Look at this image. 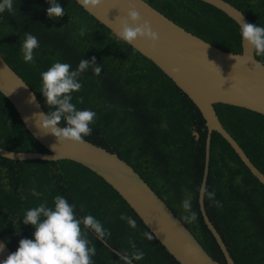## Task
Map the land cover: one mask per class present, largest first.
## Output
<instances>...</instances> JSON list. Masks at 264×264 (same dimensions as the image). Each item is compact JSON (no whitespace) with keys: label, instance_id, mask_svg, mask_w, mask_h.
Wrapping results in <instances>:
<instances>
[{"label":"trees","instance_id":"obj_1","mask_svg":"<svg viewBox=\"0 0 264 264\" xmlns=\"http://www.w3.org/2000/svg\"><path fill=\"white\" fill-rule=\"evenodd\" d=\"M144 1L211 45L234 54L241 52L239 26L214 7L199 0ZM224 1L251 24L264 27V0ZM57 2L65 14L52 20L46 16L47 0H13V11L0 13L1 57L30 87L44 112L51 109L39 91L41 73L55 62L68 63L75 70L81 59L94 57L101 73L95 75L89 68L79 78L81 90L72 94L78 110L96 113L90 125L92 134L85 140L129 164L206 253L226 264L198 205L207 135L199 110L152 62L117 40L74 0ZM82 28H86L84 35H80ZM25 33L39 41L33 63L23 61ZM255 57L264 64V57ZM77 97H83V103H78ZM214 108L224 129L264 175V116L227 105ZM0 148L46 152L1 94ZM206 185L221 206H213L204 197L205 213L234 264H264V186L215 132L210 140ZM33 188L42 195L32 196ZM186 191L192 194V210L197 214L192 223L181 219ZM57 195L74 205L77 218L91 214L111 232L107 246L88 232L87 238L97 250L93 264H122L116 251L131 253L130 242L144 253L143 259L133 264H178L156 239L148 241L142 235L149 230L141 220L88 169L71 161L19 162L0 157V238L12 253L20 239H31L34 232L21 221L25 212L42 202L51 206ZM121 214L135 219L137 228H130L120 219Z\"/></svg>","mask_w":264,"mask_h":264},{"label":"water","instance_id":"obj_2","mask_svg":"<svg viewBox=\"0 0 264 264\" xmlns=\"http://www.w3.org/2000/svg\"><path fill=\"white\" fill-rule=\"evenodd\" d=\"M88 15L116 36V22L131 4L159 35L154 48L137 40L127 44L152 62L199 110L207 129L204 170L201 184L208 177L210 140L213 132L232 148L254 178L264 186V175L250 162L237 142L224 129L214 106L227 105L264 116V64L242 44L241 52L221 50L184 30L144 0H102L95 8L82 6ZM221 11L238 26L250 21L224 0H199ZM206 58V59H205ZM210 62V63H209ZM212 63V64H211ZM260 67L257 68L256 65ZM0 94L18 114L26 131L46 152H15L0 148V157L11 161H71L83 166L109 185L141 220L149 232L178 264H220L213 260L190 231L173 214L147 183L117 154L88 141L83 144L56 143L50 134L41 132L34 114L44 112L33 91L0 55ZM35 95V94H34ZM195 136H197L195 134ZM204 198L198 195L199 210L205 226L218 245L226 264H234L220 235L210 223L204 209ZM0 264L12 253L0 238Z\"/></svg>","mask_w":264,"mask_h":264},{"label":"clouds","instance_id":"obj_3","mask_svg":"<svg viewBox=\"0 0 264 264\" xmlns=\"http://www.w3.org/2000/svg\"><path fill=\"white\" fill-rule=\"evenodd\" d=\"M84 7L95 8L102 3V0H77ZM49 7L46 16L56 20L65 14L64 8L57 0H47ZM13 11V0H0V13ZM239 24V34L242 44L246 46L250 53L264 57V27L257 24L246 23L241 20ZM116 36L120 41L132 45L137 40L148 43L150 48H154L159 41V35L153 31L150 23L143 20L139 12L131 5H128L124 16L117 22ZM86 28L80 30V35H84ZM39 47L36 36L25 33L21 52L25 63L34 62V50ZM206 59V58H205ZM210 63V62H209ZM212 64V63H211ZM260 67L259 64L256 65ZM92 69L95 75H99L102 68L98 66L95 58L91 60L81 59L75 70L68 63L55 62L40 75V93L48 109L47 112L34 114L38 117L35 120L36 127L44 134H50L55 138L56 143L83 144L85 137L92 134V125L95 121L96 113L92 110H78L73 101V93L79 92L82 84L79 82L81 75ZM35 99L33 93L30 102ZM78 103H83V97H77ZM63 123V127L61 124ZM201 198L206 197L213 206L220 207V202L215 199V192L209 191L206 184H201L198 188ZM31 195L40 197L42 193L31 190ZM184 214L181 219L186 223H192L197 219V214L192 210V194L185 192V198L181 202ZM81 212L84 205L80 206ZM120 219L126 221L132 229L137 228V222L126 214H121ZM23 224L31 225L34 229L32 238H22L19 240L18 248L10 253L2 264H93L96 255V248L87 238L88 232L94 234L95 238L107 246V238L111 232L106 230L103 224L93 215H85L77 218L74 205L70 204L66 198L57 195L53 198L52 205L46 202L28 209L22 220ZM142 235L152 241L156 234L145 231ZM131 253L127 251H116L119 261L122 264H133V261L143 259L144 253L136 250L134 242H130ZM91 245V246H89ZM0 247H3L0 245Z\"/></svg>","mask_w":264,"mask_h":264}]
</instances>
